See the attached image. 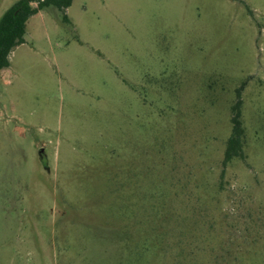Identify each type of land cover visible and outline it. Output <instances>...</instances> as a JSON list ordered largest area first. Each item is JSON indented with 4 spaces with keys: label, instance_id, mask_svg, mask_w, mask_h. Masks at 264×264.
<instances>
[{
    "label": "rangeland",
    "instance_id": "rangeland-1",
    "mask_svg": "<svg viewBox=\"0 0 264 264\" xmlns=\"http://www.w3.org/2000/svg\"><path fill=\"white\" fill-rule=\"evenodd\" d=\"M25 40L0 72V264H264V0H73Z\"/></svg>",
    "mask_w": 264,
    "mask_h": 264
},
{
    "label": "trees",
    "instance_id": "trees-1",
    "mask_svg": "<svg viewBox=\"0 0 264 264\" xmlns=\"http://www.w3.org/2000/svg\"><path fill=\"white\" fill-rule=\"evenodd\" d=\"M73 0H17L0 18V72L10 66L13 49L24 43L27 22L33 15L48 6H56L63 12ZM232 132L226 143L224 166L235 158L245 159L246 130L243 125L240 99L233 106Z\"/></svg>",
    "mask_w": 264,
    "mask_h": 264
}]
</instances>
